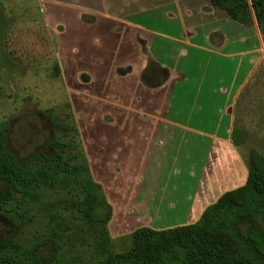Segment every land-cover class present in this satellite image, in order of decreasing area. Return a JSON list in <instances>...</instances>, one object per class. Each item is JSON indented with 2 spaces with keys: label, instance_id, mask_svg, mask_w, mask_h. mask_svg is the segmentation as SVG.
Returning <instances> with one entry per match:
<instances>
[{
  "label": "crops",
  "instance_id": "1",
  "mask_svg": "<svg viewBox=\"0 0 264 264\" xmlns=\"http://www.w3.org/2000/svg\"><path fill=\"white\" fill-rule=\"evenodd\" d=\"M39 3L62 73L84 103L106 108V131L83 149L112 206V237L194 223L246 183L232 132L243 70L264 38L255 18L244 25L212 0Z\"/></svg>",
  "mask_w": 264,
  "mask_h": 264
},
{
  "label": "trees",
  "instance_id": "2",
  "mask_svg": "<svg viewBox=\"0 0 264 264\" xmlns=\"http://www.w3.org/2000/svg\"><path fill=\"white\" fill-rule=\"evenodd\" d=\"M212 1L244 25L253 24L255 18L264 34V0ZM143 79L152 87L160 84L148 81L146 76ZM67 108L70 110V105ZM62 110L60 107L43 113L57 125L56 131L68 139L56 134L47 143L50 155L40 152L22 162L7 148L8 122H0V185L6 186L5 190L0 189V214H9L8 206L14 201L18 207L26 205L44 189L73 192L78 196L72 199L75 212L80 213L81 220L98 229V244L82 253L66 255L59 231L54 228L53 258H42L37 251L38 243L6 245L0 246V264H262L264 156L260 151L248 150L246 183L223 193L204 210L198 221L165 229L140 227L129 235L131 245L115 252L107 225L112 218V206L101 185L92 177L73 112L70 110L63 119ZM245 136L244 130L233 129L232 140L239 150L245 145ZM103 207L109 210L106 216L102 214Z\"/></svg>",
  "mask_w": 264,
  "mask_h": 264
},
{
  "label": "rangeland",
  "instance_id": "3",
  "mask_svg": "<svg viewBox=\"0 0 264 264\" xmlns=\"http://www.w3.org/2000/svg\"><path fill=\"white\" fill-rule=\"evenodd\" d=\"M262 39L258 41V64L255 68L251 67L248 74L243 70L233 124V128L238 127L246 133L245 145L238 150L246 166L250 148L257 149L264 156ZM56 52V45L44 23L39 0H0V122H8L7 148L21 162L40 152L50 155L51 149L47 143L56 134L61 139H68L56 131L57 125L43 113L45 110L63 107L64 111L60 113L63 119L67 113L73 112L79 140L87 154L91 144L95 145L96 135L106 131L104 121H109L106 108L97 107L98 111L83 102L80 82L75 81V75L71 72L62 73ZM69 105L71 111L67 108ZM0 189L5 190L6 186L1 184ZM77 197L73 192L44 189L39 197L33 196L22 207H18L14 201L8 206L9 214H0V246L38 243L39 255L50 259L54 255L52 230L57 228L66 255L92 249L98 244L99 232L90 223L81 220L78 211L75 212L72 199ZM108 213V208L103 207L102 214L106 216ZM151 222L146 221L145 224ZM168 222L158 221L155 224L165 226ZM261 224L264 227V219ZM137 226L131 225L128 231H133ZM129 235L111 236L115 252L124 251L131 245ZM261 261L264 264L263 258Z\"/></svg>",
  "mask_w": 264,
  "mask_h": 264
}]
</instances>
